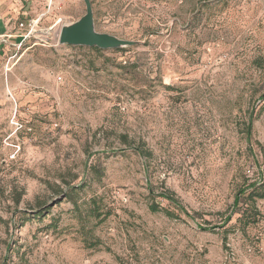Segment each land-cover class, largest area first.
Returning <instances> with one entry per match:
<instances>
[{"label": "rangeland", "instance_id": "1", "mask_svg": "<svg viewBox=\"0 0 264 264\" xmlns=\"http://www.w3.org/2000/svg\"><path fill=\"white\" fill-rule=\"evenodd\" d=\"M90 1L0 0V264H264V0Z\"/></svg>", "mask_w": 264, "mask_h": 264}, {"label": "water", "instance_id": "2", "mask_svg": "<svg viewBox=\"0 0 264 264\" xmlns=\"http://www.w3.org/2000/svg\"><path fill=\"white\" fill-rule=\"evenodd\" d=\"M85 12L77 20L63 23L57 35V43L78 46L97 47L100 49H121L138 43L137 40L125 39L114 34L98 31L95 28L93 8L90 0H83Z\"/></svg>", "mask_w": 264, "mask_h": 264}, {"label": "trees", "instance_id": "3", "mask_svg": "<svg viewBox=\"0 0 264 264\" xmlns=\"http://www.w3.org/2000/svg\"><path fill=\"white\" fill-rule=\"evenodd\" d=\"M94 21H95V19H94ZM93 49H95V50H100V48H97V47H95V46H93L92 47ZM119 49V48H118ZM117 49V50H118ZM250 123H251V116H250V118H248V122H247V126H246V130H245V132H246V137L249 139L250 137H251V129H250ZM137 152H138V154L139 155H143L144 154V152H143V150H141V149H138L137 150ZM249 186H252L253 187V190L250 192V196H251V202L252 203H254V201H255V198L254 197H256V195H258V196H261V194H257V192H256V189H257V187L255 186V182H252L251 184H248ZM163 196L164 197H166V198H168V199H170V200H172V198H171V196H169L168 194H163ZM174 201V200H173ZM236 201H238V199H236ZM153 209H157V206H155V207H152ZM184 213H187V211L184 209V208H180ZM168 215H172L170 212H166ZM229 218V216L227 217V219ZM26 219V218H25ZM21 225H23V223H21Z\"/></svg>", "mask_w": 264, "mask_h": 264}, {"label": "crops", "instance_id": "4", "mask_svg": "<svg viewBox=\"0 0 264 264\" xmlns=\"http://www.w3.org/2000/svg\"><path fill=\"white\" fill-rule=\"evenodd\" d=\"M22 25V23L20 22ZM19 24V27H20ZM17 26H12V23L8 18H4L2 16V13L0 12V40H3L4 42H12L10 37L14 36L17 32H14L13 29Z\"/></svg>", "mask_w": 264, "mask_h": 264}, {"label": "built area", "instance_id": "5", "mask_svg": "<svg viewBox=\"0 0 264 264\" xmlns=\"http://www.w3.org/2000/svg\"><path fill=\"white\" fill-rule=\"evenodd\" d=\"M68 0H44V6L49 10L55 5L60 4L61 2H66Z\"/></svg>", "mask_w": 264, "mask_h": 264}]
</instances>
